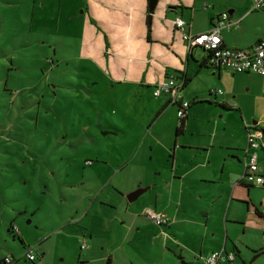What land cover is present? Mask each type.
Instances as JSON below:
<instances>
[{"label":"crops","instance_id":"1","mask_svg":"<svg viewBox=\"0 0 264 264\" xmlns=\"http://www.w3.org/2000/svg\"><path fill=\"white\" fill-rule=\"evenodd\" d=\"M73 1L80 7L73 18H79L78 32H71L78 35L73 60L80 75L73 84L83 86L90 103L99 107L89 124L83 122L92 137L85 162L104 176L112 169L110 179L147 183L137 194L150 191L138 211L145 205L168 217L142 229L140 221L149 217L136 213L137 229L159 239L168 252V258L150 264H205L211 250L235 253L236 245L230 249L226 244L235 221L255 228L260 246L264 185L248 184L241 175L251 150L246 148L247 129L264 131V89L254 93L264 74L207 63V51L197 44L187 47L173 19L182 17L183 29L194 33L209 28L212 18L226 10L238 20L221 27L222 43L248 46L264 33V3L249 8L250 0H155L149 11L148 0ZM169 74L185 77L179 98L189 104L181 117L169 93H152ZM253 149L263 167L264 147ZM126 165L132 172L122 175L119 169ZM185 176L191 179L189 187L182 182ZM106 258L109 263L111 257Z\"/></svg>","mask_w":264,"mask_h":264},{"label":"rangeland","instance_id":"2","mask_svg":"<svg viewBox=\"0 0 264 264\" xmlns=\"http://www.w3.org/2000/svg\"><path fill=\"white\" fill-rule=\"evenodd\" d=\"M73 3L0 0V260L7 255L12 264L161 262L168 258L162 242L144 235L135 221L149 189L126 198L147 183L122 182L123 176L117 181L108 177L112 169L104 176L87 168L84 154L92 137L83 122L95 118L99 107L83 86L73 84L80 78L73 60L79 29V18H73L80 7ZM260 89L264 81L254 93ZM126 166L119 169L122 175L132 172ZM143 170L149 174L151 168L145 164ZM182 182L189 187L191 179ZM152 221H140L142 229ZM254 229L235 221L226 244L238 251L232 261L215 264H264V251L253 255L259 247ZM27 246L35 258L25 256Z\"/></svg>","mask_w":264,"mask_h":264},{"label":"built area","instance_id":"3","mask_svg":"<svg viewBox=\"0 0 264 264\" xmlns=\"http://www.w3.org/2000/svg\"><path fill=\"white\" fill-rule=\"evenodd\" d=\"M264 0H250L251 7H258ZM238 18H230L226 10L220 11L212 18L209 28L197 32H190L183 29L184 19L175 16L173 19L175 28L180 32L181 37L186 41L187 47L191 45H200L207 51L206 62L212 65L226 66L232 70H250L260 74H264V33L258 37L252 44L248 46H230L225 45L221 41V27H230L237 24ZM181 78H175L172 74L160 79L153 87L152 93L160 92L169 93L171 100L177 103L176 113L181 117L185 113L188 105L187 99H180ZM220 91V89H217ZM252 126V125H251ZM263 130L259 127L252 126L246 131V148L251 150L246 152L243 159V172L241 177L247 182L264 185V166L260 167L257 162L256 152L253 148L264 147L262 141ZM143 212L157 224H163L168 217L161 211L146 207ZM17 231V227H12ZM17 233V232H15ZM85 241L81 240L80 246H84ZM25 256L29 259L35 258L31 252V247L25 248ZM233 251H227L223 248L211 250L205 257V264H214L218 259H232ZM2 260L5 264H10L13 259L7 255Z\"/></svg>","mask_w":264,"mask_h":264},{"label":"water","instance_id":"4","mask_svg":"<svg viewBox=\"0 0 264 264\" xmlns=\"http://www.w3.org/2000/svg\"><path fill=\"white\" fill-rule=\"evenodd\" d=\"M154 1H155V0H148L147 8H148L149 11L152 10V8H153V4H154ZM263 132H264V131H263ZM142 188H143V187H141V186L135 187L134 189H132L131 191H129V192L126 194V197H127L128 199H132V198L136 197L137 194L141 191ZM263 215H264V213H263Z\"/></svg>","mask_w":264,"mask_h":264},{"label":"trees","instance_id":"5","mask_svg":"<svg viewBox=\"0 0 264 264\" xmlns=\"http://www.w3.org/2000/svg\"><path fill=\"white\" fill-rule=\"evenodd\" d=\"M147 35H148V25H147ZM176 78V77H175ZM178 78H181V80H182V83H183V81H184V76L181 74V75H179V77ZM189 101V100H188ZM188 104H189V102H188ZM248 184H253V182H248ZM262 185V184H261ZM12 228V227H11ZM260 251H264V228H263V230H262V244L257 248V249H255V251H254V255L255 254H257L258 252H260ZM107 261H108V258H106V263H107ZM13 262V261H12ZM12 262L10 263V264H12ZM0 264H5L4 263V261L1 259L0 260Z\"/></svg>","mask_w":264,"mask_h":264}]
</instances>
